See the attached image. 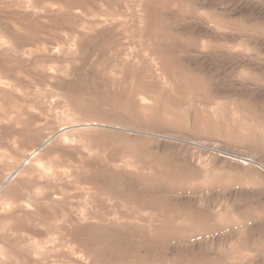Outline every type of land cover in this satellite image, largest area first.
Returning <instances> with one entry per match:
<instances>
[{"label":"rangeland","instance_id":"rangeland-1","mask_svg":"<svg viewBox=\"0 0 264 264\" xmlns=\"http://www.w3.org/2000/svg\"><path fill=\"white\" fill-rule=\"evenodd\" d=\"M0 39V75L10 85L0 94V164L14 170L27 161L37 131L50 136L70 104L104 124L94 137L136 129L127 131L126 152L87 150L86 136H76L72 149L49 145L40 163H28L31 192L66 201L69 216L43 206L34 235L50 259L80 264L73 248L89 241L103 256L94 264L117 254L133 264H264V0H0ZM142 97L156 99L152 114H142ZM139 130L153 135L133 141ZM125 153L142 167L114 171ZM151 163L169 176L149 185L142 172ZM81 212L100 213L90 217L101 220L97 234L85 239L72 227L78 238L61 235ZM188 212L198 223L179 222ZM163 213L176 232L153 237ZM117 214L119 222L104 225ZM10 233L32 241L24 228Z\"/></svg>","mask_w":264,"mask_h":264},{"label":"bare ground","instance_id":"bare-ground-1","mask_svg":"<svg viewBox=\"0 0 264 264\" xmlns=\"http://www.w3.org/2000/svg\"><path fill=\"white\" fill-rule=\"evenodd\" d=\"M104 29V28H103ZM114 31V30H113ZM4 38V37H3ZM10 38V37H9ZM1 40V39H0ZM5 40V38H4ZM3 43L7 42V40L5 41H2ZM2 73V72H1ZM120 75V74H119ZM164 81H165V78L163 77ZM134 80V78H133ZM115 82V81H114ZM119 83V82H118ZM120 85V84H119ZM118 85V86H119ZM7 86V83L3 80V77L2 75H0V94H7L8 90L10 89V85H9V88L6 87ZM67 89V88H66ZM118 89V88H117ZM11 92V91H10ZM12 93V92H11ZM9 94V92H8ZM9 96V95H8ZM10 96H12V94H10ZM72 96V95H71ZM75 97V96H74ZM0 99L2 100V98L0 97ZM9 99V98H8ZM18 99V98H17ZM143 100V103L144 105H142L143 107H145L146 109H148V112L147 111H143L142 114L143 115H147V114H152V107H153V104H154V100L156 99H153V101L151 102H146L145 103V97H142L141 98ZM151 99V98H149ZM67 101V100H66ZM68 102V101H67ZM77 106V105H76ZM74 104H70L67 108V115H66V121H64V119L62 118L61 119V122L59 123L58 121V125L56 124H52L50 125V127H48L50 129V131L48 132L50 134V136H48V134L46 135V132H44L43 130H38L37 131V135L39 137V143H37L35 146L32 147V150L28 153V155L26 156V159L27 161H25L23 164L19 165L18 167H16L14 170L13 168H10L8 166V164H0V264H57V262H55V260L53 259H50L49 257V254H48V251L42 249L40 247V243H38L36 241V239H38V237H34L37 236L39 233H40V224L44 221V217H45V209L43 208V206H49V207H53L54 211L57 212V216L58 214L61 216V217H64L65 214V211H66V208L63 207V202H66V201H63L62 199L64 198L62 195L63 198H60V196H57V194H42V196L38 195V194H34L33 192H31V187H32V181L33 177H29V164L28 163H40L44 157H45V152L46 150L49 148V145H52V146H58V147H62V148H67V149H72L73 148V142H75V138L76 136L78 138L80 137H83V136H86L84 138H86V149H90L88 148V146H91V147H96L97 149L96 150H100L102 152H122L121 150H123V152H126L128 149L127 147H130L126 142L129 141L131 135L127 132L128 130H132L133 129H130V128H125V127H122V126H115L111 136H102V137H94V135H96L95 132H98L100 131L99 129L101 128L100 126H103L104 124H101L100 122H92L93 119H90L83 113H80L76 108ZM67 107V106H66ZM3 113V112H2ZM0 115H1V111H0ZM61 116V115H60ZM63 117V116H62ZM65 118V117H64ZM115 122V121H113ZM3 123V122H2ZM111 123V122H110ZM117 123V122H116ZM1 124V122H0ZM120 124V123H119ZM6 125V124H5ZM12 125V124H11ZM111 125V124H110ZM7 127V126H6ZM47 127V125H46ZM45 127V128H46ZM100 127V128H99ZM127 127V126H126ZM40 128V127H39ZM13 130V128H11ZM44 129V128H43ZM105 129V128H104ZM47 130V129H46ZM113 130V129H112ZM248 130V129H247ZM136 131V129L134 130ZM133 131V132H134ZM74 132H76L74 134ZM109 132V130H108ZM245 132V130H244ZM250 132V131H249ZM95 133V134H94ZM107 133V132H106ZM264 133V132H263ZM17 134V133H16ZM248 133H242V134H238V136H236L237 138L239 139H251L252 140V137L251 136H247ZM151 135H153V133L151 131H137L135 134H134V138L132 139L133 141L135 139H139L140 138H143V139H146L148 137H150ZM263 135V134H262ZM100 136V135H99ZM44 138H47V141L48 143H45V142H42ZM77 139V138H76ZM82 139V138H80ZM46 140V139H45ZM84 140V139H82ZM131 140V139H130ZM78 141V139H77ZM254 141V140H253ZM81 143V140L79 141ZM130 142V141H129ZM77 143V142H76ZM131 143V142H130ZM79 144V143H78ZM76 145V144H75ZM145 145V144H144ZM84 146V145H83ZM78 147V146H77ZM76 148V147H74ZM93 149V148H91ZM131 149V148H129ZM141 151H142V146H141ZM78 150V149H77ZM135 150V149H134ZM91 151V150H89ZM94 151V150H93ZM132 151V150H131ZM140 151V152H141ZM82 152V151H81ZM101 152V153H102ZM134 152V151H133ZM144 153V151H142ZM79 153V152H78ZM92 153V151H91ZM90 153V154H91ZM96 153V151H95ZM98 153V152H97ZM142 153V154H143ZM103 154V153H102ZM117 154V153H116ZM133 153H131L132 155ZM137 155V154H136ZM140 155V154H138ZM105 156H107V154H105ZM108 157V156H107ZM111 157V156H110ZM132 157V156H131ZM23 158V157H22ZM88 158V157H87ZM92 158V156H91ZM121 160L123 163H121V161H119V165L121 167H118L117 165H114V164H111V166L113 165L114 166V171H120V170H124V169H127L129 171H135L137 169H140L141 167H139V164H140V161H134V159H130V156L125 153L123 154L122 156H120ZM119 158V159H120ZM135 158V157H134ZM103 159V158H102ZM110 159V158H109ZM118 159V158H117ZM116 158V162L118 161ZM247 160H245L246 163H249L248 161H253L252 157L251 158H246ZM86 160V159H85ZM94 160V159H93ZM104 160V159H103ZM102 160V161H103ZM110 160H113V158H111ZM110 160L108 161V163L110 162ZM100 161V160H99ZM98 161V162H99ZM157 161V160H156ZM23 162V161H22ZM44 162V161H43ZM83 162V161H82ZM115 162V161H114ZM146 162V161H145ZM148 162V161H147ZM46 162H44L45 164ZM96 163V162H95ZM102 163V162H101ZM100 163V164H101ZM106 163V162H105ZM113 163V162H112ZM149 163V162H148ZM159 163V162H158ZM253 163V162H252ZM43 164V163H42ZM99 163H97V165L99 166L100 165ZM109 164V166H110ZM146 164V163H145ZM152 164V163H151ZM86 165V164H85ZM94 166V163L92 164ZM91 165V166H92ZM147 165V164H146ZM43 166V165H42ZM50 166V165H49ZM90 166V168H91ZM98 166H95V168H100L101 166L103 165H100V167ZM109 166L107 167V169L109 168ZM158 166V165H157ZM39 167V166H38ZM45 167V165H44ZM86 167V166H84ZM89 167V166H87ZM80 168H82L80 166ZM89 168V169H90ZM111 168V167H110ZM144 168L146 169V172H142L146 175V182H150L149 185H151V183L153 181H155V183H159L160 181L164 180L167 178V176H169V173L168 174H164L166 173L165 170L161 169V166H159L158 168L157 167H154L153 164L152 165H148V166H144ZM160 168V169H159ZM169 168V167H168ZM41 169V168H40ZM46 169L47 167H45L43 169V171L46 173ZM91 169H94L91 168ZM94 169V170H96ZM52 170V169H51ZM81 170V169H80ZM94 170H90V171H94ZM105 170V168L103 167V171ZM109 170V169H108ZM106 170V172L108 171ZM112 170V169H110ZM167 170V169H166ZM205 170V169H204ZM42 171V170H41ZM88 171V169L86 170ZM85 171V173H86ZM89 171V172H90ZM97 171V170H96ZM94 171V172H96ZM102 171V168H101V173H103ZM113 171V170H112ZM112 171H110L111 173H113ZM140 171V170H138ZM137 171V172H138ZM34 172V171H33ZM87 172V174L89 173ZM93 172V173H94ZM105 172V171H104ZM105 172V174H107ZM109 172V171H108ZM109 172V173H110ZM137 172H135L137 174ZM35 173V172H34ZM43 173V172H42ZM84 173V175H86ZM92 173V174H93ZM108 173V175H109ZM116 173V172H114ZM118 173V172H117ZM36 174V173H35ZM39 174V173H38ZM83 174V173H82ZM171 174V173H170ZM41 175V174H40ZM49 175V174H48ZM95 175H98L95 173ZM100 175V174H99ZM114 175V174H113ZM116 175V174H115ZM114 175V176H115ZM206 175V174H205ZM33 176V174H32ZM36 176V175H34ZM43 175H41L42 177ZM82 176V175H81ZM113 176V177H114ZM118 176V175H117ZM140 176V174H139ZM173 176V175H172ZM171 176V178H173ZM85 177V176H84ZM110 177V175H109ZM138 176H135L134 178H136ZM40 178V177H38ZM36 178V179H38ZM48 178V177H47ZM96 178V176H95ZM175 178V177H174ZM203 178V177H202ZM205 178V177H204ZM209 178V177H208ZM207 178V179H208ZM43 179V178H42ZM40 178V180H42ZM115 179V178H114ZM113 179V180H114ZM169 179V178H168ZM39 180V179H38ZM44 180V179H43ZM98 179L96 178V180L94 181H97ZM109 180V179H108ZM106 181V180H104ZM111 181H112V177H111ZM116 181V180H115ZM143 181V183H144ZM103 182V181H102ZM101 182V183H102ZM172 182V181H170ZM180 182V181H179ZM105 183V182H104ZM107 183V182H106ZM148 183L146 186H148ZM164 183V181H163ZM92 184V183H91ZM90 184V185H91ZM115 184V183H114ZM117 184V182H116ZM146 184V183H145ZM179 184V183H178ZM105 185V184H104ZM118 187V184L115 185ZM143 186V185H142ZM171 186V185H170ZM173 186V185H172ZM149 187V186H148ZM94 188H99V184L97 183H94ZM87 189V188H86ZM91 190V188H89ZM88 189V190H89ZM100 189V188H99ZM93 190V191H92ZM92 192H94L95 190L93 189L92 187ZM98 191V189H96ZM102 190V189H101ZM100 190V191H101ZM57 193V192H55ZM91 193V192H90ZM147 193V192H146ZM145 193V195H146ZM60 194V193H59ZM58 194V195H59ZM62 194V193H61ZM140 194V193H139ZM143 194V193H142ZM98 196V194H96ZM109 195V194H107ZM119 195H121L119 193ZM141 195V194H140ZM151 195V193H150ZM153 195V194H152ZM95 196V195H94ZM155 196V195H154ZM68 197V196H67ZM65 197V198H67ZM88 197V196H87ZM146 196H144L145 198ZM99 199V198H98ZM66 200V199H65ZM68 200V199H67ZM101 201V200H99ZM91 202V201H90ZM101 203V202H100ZM103 203V201H102ZM139 203V202H138ZM110 208V207H109ZM108 208V209H109ZM117 208L119 209V207L117 206ZM106 210V211H109V210ZM112 209H115V208H111V212H112ZM183 209V208H182ZM81 210V209H80ZM86 210V209H85ZM88 210V209H87ZM84 211V210H82ZM97 211V210H96ZM119 211V210H118ZM171 211V210H170ZM173 211V210H172ZM181 211V210H180ZM186 211V210H184ZM191 211V210H190ZM54 212V213H55ZM67 212V211H66ZM88 212V211H87ZM137 212V210H136ZM139 212V211H138ZM155 212V211H153ZM151 212V213H153ZM160 212V211H159ZM164 212V211H163ZM53 213V214H54ZM69 213V212H68ZM72 213V212H71ZM70 213V214H71ZM76 213V212H75ZM82 214L79 215V218H77V216H73L70 215V218H69V222H68V225H64L65 227V231H58L61 235H63L64 237L66 235H70L71 237L73 238H78V235L81 233L85 236V239H87L89 236H93V235H96L97 232L99 231V227L96 226V224L101 221L99 219L98 222L96 223H93V219L96 220L98 219V213L97 215H93V216H88L86 213H83L81 212ZM94 213V212H93ZM104 213V211H103ZM106 213V212H105ZM108 213V212H107ZM113 214H115V211L112 212ZM128 213V211H127ZM131 213V212H130ZM50 214V213H49ZM52 214V213H51ZM55 215V214H54ZM53 215V217H54ZM68 215V214H67ZM101 215H103L101 213ZM100 215V216H101ZM168 215V214H167ZM201 215V214H199ZM203 215V214H202ZM56 216V215H55ZM69 216V215H68ZM97 216V217H96ZM109 216V215H108ZM105 215V217L103 218L104 219V225H105V221L107 222L108 225L110 224H113L115 222H119V217L121 216L122 217V214L121 215H116L114 217H108ZM111 216V214H110ZM138 216H139V213H138ZM149 216V215H148ZM90 217H94L92 220H90L91 218ZM132 218H136L137 216L136 215H133V216H130ZM144 217V216H143ZM150 217V216H149ZM152 217V216H151ZM158 217V216H157ZM199 217L197 214H194L192 212H188V213H185L184 215L180 216L179 217V220L178 217H177V221H179L180 223H188L187 220H189V223H191L190 221H192L193 219ZM48 218V216H47ZM156 219V218H155ZM167 219H169L165 213H163V215L159 218L156 219V221L154 220V223L151 224L149 230L150 232H153V233H149V235L153 234V237L154 235H158V236H164L166 234H169L171 232H174V229L173 227L175 226H172L169 224V222L167 221ZM63 220V219H62ZM138 220V219H137ZM136 220V221H137ZM149 221L151 220V218L148 219ZM196 223H198V218L196 219ZM201 218H199V223L202 224V222H200ZM47 221V220H46ZM103 221V220H102ZM124 221V220H123ZM133 221V220H132ZM144 221V220H143ZM147 221V219H146ZM149 221H148V224H149ZM153 221V220H152ZM187 221V222H186ZM206 221V220H205ZM66 222V221H65ZM63 221V223H65ZM145 222V221H144ZM143 222V223H144ZM193 222V221H192ZM195 222V221H194ZM46 223V222H45ZM67 223V222H66ZM14 224V225H12ZM62 224V223H61ZM60 224V225H61ZM102 224V223H101ZM117 224V223H116ZM138 224H139V221H138ZM146 224V223H144ZM13 227H12V226ZM98 225V224H97ZM107 225V226H108ZM136 225V224H135ZM143 227L142 223L139 224ZM150 225V224H149ZM149 225H147L149 227ZM25 226V227H23ZM54 226V225H53ZM115 226V225H114ZM180 226V224H179ZM204 226V225H203ZM61 227V226H59ZM63 227V226H62ZM72 227L73 228H78V230H80L81 232L78 233L77 229L75 231H77L78 235L76 233H74L72 230ZM121 227V226H120ZM182 227V226H181ZM21 228H24V230H26L27 233L25 234H28L26 237L30 236V238H32V241L35 240L34 242H28L26 241L25 242V239H16L14 236V234L12 235L10 233V230H17V229H21ZM113 228V227H112ZM141 228V227H140ZM188 228H191L190 226ZM205 228V227H204ZM10 229V230H9ZM57 229V228H56ZM63 229V228H61ZM137 229V228H136ZM174 229V230H173ZM182 229V228H181ZM54 230V229H53ZM135 230V229H134ZM188 230V229H187ZM52 231V229H51ZM57 231V230H56ZM133 231V229H132ZM180 231V230H179ZM178 231V232H179ZM18 232V231H17ZM42 232V231H41ZM57 232V233H58ZM72 232V233H71ZM113 232V231H112ZM136 232V231H134ZM133 232V234H134ZM176 232V231H175ZM174 232V233H175ZM55 233V231H54ZM20 234V233H18ZM178 234V233H177ZM182 234H185V233H182ZM33 235V236H32ZM41 235V234H40ZM137 235V232L135 234V236ZM140 237L141 234H139ZM138 235V236H139ZM156 235V236H157ZM56 236V235H55ZM60 236V235H59ZM70 236L68 237L70 239ZM100 236V235H99ZM155 236V237H156ZM14 237V238H13ZM57 237V236H56ZM62 237V236H61ZM63 237V238H64ZM66 237V238H67ZM102 237V236H101ZM153 237H151L153 240ZM18 238V237H17ZM36 238V239H34ZM51 238V237H50ZM65 238V240H66ZM99 238V237H98ZM103 238V237H102ZM107 238V237H106ZM128 238V237H127ZM132 238V237H131ZM136 238V237H135ZM139 238V237H138ZM29 239V237L27 238ZM40 239V238H39ZM54 239V238H52ZM68 239V240H69ZM81 239V238H79ZM100 239V238H99ZM158 238H156L155 240H157ZM51 240V239H49ZM56 240V239H55ZM62 240V239H60ZM96 240V239H95ZM153 240V241H155ZM47 241V240H46ZM63 241V240H62ZM78 240H76L77 242ZM137 241V240H136ZM66 242V241H65ZM69 242V241H68ZM82 242V240H81ZM80 242V243H81ZM89 242V241H88ZM83 243L84 244H76V247L73 248L75 249L78 253H79V260L82 264H94L93 262L99 258H102L103 256L100 257V255L97 256V254L95 253V250L91 247V244L90 243ZM162 242V241H161ZM49 243V242H48ZM60 243V241H59ZM157 243V242H156ZM70 244V243H69ZM127 244V243H126ZM163 244V243H162ZM72 245V244H71ZM70 245V246H71ZM50 246V245H49ZM75 246V244H74ZM56 247V246H55ZM54 246L52 247L53 249L55 248ZM47 248V247H46ZM45 248V249H46ZM51 248V247H50ZM48 248V249H50ZM71 248V247H70ZM124 249V247L122 248ZM74 250V251H75ZM75 251V252H76ZM126 251V250H125ZM124 251V252H125ZM57 252V251H56ZM74 252V253H75ZM76 252V253H77ZM123 252V251H122ZM63 254V253H62ZM51 255V254H50ZM113 255V254H112ZM124 256V255H123ZM134 256V255H133ZM135 257V256H134ZM55 258V256H54ZM76 258V257H75ZM136 258V257H135ZM142 258V257H140ZM138 257V259H140ZM56 259V258H55ZM72 259V258H71ZM70 259V260H71ZM77 259V258H76ZM132 259V258H131ZM134 259V258H133ZM103 260V259H102ZM126 262H127V259H125ZM135 260V259H134ZM157 260V259H156ZM57 261V259H56ZM104 261V260H103ZM109 262H106L104 264H133L134 262H129V263H126L124 261V259L119 255L117 254L115 257L111 258V260L108 259ZM139 261V260H138ZM141 261V260H140ZM79 262V263H80ZM97 262V260H96ZM99 262V261H98ZM154 262L156 263V261L154 260ZM159 262V261H158ZM76 263V262H75ZM80 263V264H81ZM198 263V262H197ZM77 264V263H76ZM97 264V263H96ZM138 264V263H137Z\"/></svg>","mask_w":264,"mask_h":264}]
</instances>
